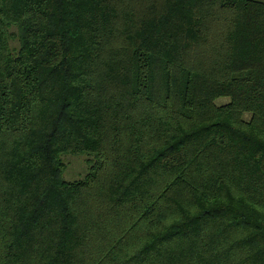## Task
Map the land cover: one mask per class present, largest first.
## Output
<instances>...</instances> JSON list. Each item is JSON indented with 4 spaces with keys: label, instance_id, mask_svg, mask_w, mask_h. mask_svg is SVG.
Wrapping results in <instances>:
<instances>
[{
    "label": "trees",
    "instance_id": "1",
    "mask_svg": "<svg viewBox=\"0 0 264 264\" xmlns=\"http://www.w3.org/2000/svg\"><path fill=\"white\" fill-rule=\"evenodd\" d=\"M0 264H264V0H0Z\"/></svg>",
    "mask_w": 264,
    "mask_h": 264
},
{
    "label": "rangeland",
    "instance_id": "2",
    "mask_svg": "<svg viewBox=\"0 0 264 264\" xmlns=\"http://www.w3.org/2000/svg\"><path fill=\"white\" fill-rule=\"evenodd\" d=\"M12 42V40H11ZM15 44V42H12ZM227 101V98L221 97L217 98L215 102L217 104H222ZM62 159L66 165L65 170L63 171V176L65 179H75L81 177L85 174L88 169L87 156L86 155H72L66 154L62 156Z\"/></svg>",
    "mask_w": 264,
    "mask_h": 264
}]
</instances>
